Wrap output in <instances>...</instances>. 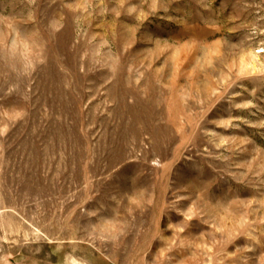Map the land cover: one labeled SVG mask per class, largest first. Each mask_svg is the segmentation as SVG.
Instances as JSON below:
<instances>
[{"label": "rangeland", "instance_id": "obj_1", "mask_svg": "<svg viewBox=\"0 0 264 264\" xmlns=\"http://www.w3.org/2000/svg\"><path fill=\"white\" fill-rule=\"evenodd\" d=\"M0 264H264V0H0Z\"/></svg>", "mask_w": 264, "mask_h": 264}]
</instances>
